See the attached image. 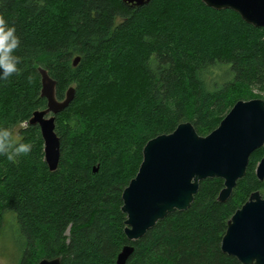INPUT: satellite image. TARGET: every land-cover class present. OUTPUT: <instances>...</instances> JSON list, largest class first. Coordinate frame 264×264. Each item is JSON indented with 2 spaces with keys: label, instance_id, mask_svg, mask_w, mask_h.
<instances>
[{
  "label": "trees",
  "instance_id": "obj_1",
  "mask_svg": "<svg viewBox=\"0 0 264 264\" xmlns=\"http://www.w3.org/2000/svg\"><path fill=\"white\" fill-rule=\"evenodd\" d=\"M0 19L20 39L18 71L0 80V129L15 141L0 152V240L12 214L20 264H117L126 245L135 247L126 264H242L222 241L250 196L264 197L256 175L264 147L226 203L218 201L222 179L202 181L189 210L135 242L122 197L150 140L187 122L207 136L238 101L264 98V28L202 0H0ZM39 68L57 82L59 101L76 89L56 117L55 172L40 127L29 124L47 108ZM20 143L31 150L16 154Z\"/></svg>",
  "mask_w": 264,
  "mask_h": 264
},
{
  "label": "water",
  "instance_id": "obj_2",
  "mask_svg": "<svg viewBox=\"0 0 264 264\" xmlns=\"http://www.w3.org/2000/svg\"><path fill=\"white\" fill-rule=\"evenodd\" d=\"M144 6L151 0H124ZM214 10H233L257 28H264V0H202ZM81 58H75L78 66ZM42 97L47 108L36 111L30 125H38L44 140L45 161L51 172L58 170L61 141L56 133V117L73 102L71 87L63 101L56 97L57 82L39 68ZM264 147V100H240L219 127L207 136L197 133L192 123H182L170 134L150 140L143 150V161L136 177L123 192L122 211L126 214L125 234L130 242L144 238L156 225L176 212L191 208L200 183L219 178L224 181L218 201L226 203L238 182L247 173L251 155ZM264 181V157L257 170ZM135 247L126 245L117 264H126ZM222 251L242 264H264V197L259 191L238 209L228 223ZM38 264H62L61 258L43 259Z\"/></svg>",
  "mask_w": 264,
  "mask_h": 264
},
{
  "label": "clouds",
  "instance_id": "obj_3",
  "mask_svg": "<svg viewBox=\"0 0 264 264\" xmlns=\"http://www.w3.org/2000/svg\"><path fill=\"white\" fill-rule=\"evenodd\" d=\"M16 27L9 26L3 19H0V80L6 79L18 71L20 58L14 55L15 50L20 44V39L16 35ZM15 143L10 137L8 129H0V152H5ZM30 143H20L15 147L16 154L28 153L31 150ZM9 159H13L10 154Z\"/></svg>",
  "mask_w": 264,
  "mask_h": 264
},
{
  "label": "rangeland",
  "instance_id": "obj_4",
  "mask_svg": "<svg viewBox=\"0 0 264 264\" xmlns=\"http://www.w3.org/2000/svg\"><path fill=\"white\" fill-rule=\"evenodd\" d=\"M264 97V94H262ZM257 99V97L255 98ZM264 100V98H261ZM12 214L5 217L3 234L0 240V264H20L22 258V239Z\"/></svg>",
  "mask_w": 264,
  "mask_h": 264
}]
</instances>
